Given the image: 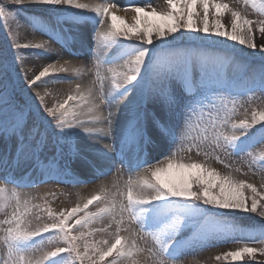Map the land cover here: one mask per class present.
I'll list each match as a JSON object with an SVG mask.
<instances>
[{
    "label": "snow or ice",
    "instance_id": "snow-or-ice-1",
    "mask_svg": "<svg viewBox=\"0 0 264 264\" xmlns=\"http://www.w3.org/2000/svg\"><path fill=\"white\" fill-rule=\"evenodd\" d=\"M166 2V11L128 4L126 8L136 14L132 24L112 11L116 4L79 0L0 2V18L15 20L31 11V18L25 16L28 24L70 55H80L74 49L91 48L93 41L98 46L91 49L96 71L87 89L77 85L75 94L51 107L44 103V96L36 93L33 97L28 89L38 82L61 79L56 74L69 71L67 67L47 65L27 79L26 85L21 82L17 92L6 57H0V212L5 214L0 221V243L7 250L4 264H173L184 251L208 246L210 239L228 238L234 233L249 239L257 234L264 237V191L254 184L231 172L221 174L204 161L186 162L177 158L176 151L164 156L166 163H150L151 150L180 140V151L186 145L188 151L195 149L205 160L214 157L220 163L224 161L219 153L247 157L249 171L255 167L264 172V151H251L264 141V111L253 108L250 120L235 121L232 116L237 97L243 93L214 86L227 78L225 70L231 67L242 77L252 74V87L244 89L250 99L254 90L264 93V43L258 48L254 39L257 31L264 35V19H247L218 0ZM245 3L264 15V0ZM197 5L203 9V16L196 11ZM209 6L214 10L211 25ZM222 10L231 12L230 30L218 19ZM12 41L11 47L17 51L48 54L46 42L20 45L14 36ZM227 41L252 49L249 55L258 53L259 66L245 63ZM121 60L126 71L110 67V77L100 75L103 65ZM107 78L111 87L105 91ZM229 97L232 108L228 107ZM113 104L115 112L105 114L103 108L110 109ZM225 127L230 134L223 131ZM65 155L69 163L61 171L58 159ZM72 162L78 164V175L71 170ZM142 167L144 177L134 180L129 176L111 188L102 185L100 193L83 206L77 204L59 212L45 208L52 222L35 229L29 227L28 217L40 205H33L31 197L22 200L15 189L9 194L6 188L8 184L33 187L50 179L82 183L80 176L91 174L95 178L113 168L122 179L125 170ZM33 172L38 173L35 178ZM148 173L150 179L146 178ZM93 204L96 211L89 212ZM248 213L262 218L259 229L249 230L235 223L233 218ZM105 218L108 222L103 227H92L93 223H104ZM113 224L115 230L110 231ZM185 232L189 235L182 238ZM46 233L65 246L26 259L24 253L32 251L38 240L42 243ZM96 234L101 238H95ZM256 252L264 255V247H240L226 253L225 259L231 256L232 261H240Z\"/></svg>",
    "mask_w": 264,
    "mask_h": 264
},
{
    "label": "rangeland",
    "instance_id": "rangeland-1",
    "mask_svg": "<svg viewBox=\"0 0 264 264\" xmlns=\"http://www.w3.org/2000/svg\"><path fill=\"white\" fill-rule=\"evenodd\" d=\"M2 3H7L8 0H0ZM81 3L88 4H99V3H109L116 4L117 7L113 8L112 11L120 17H123L125 22L128 24L134 23V16L136 14H127L122 15L121 12H131L134 11L132 8H126L128 4H134L141 7H145L148 11H151L152 8H155L157 11H166L168 6L166 0H79ZM218 2L226 3L233 10H236L241 13L242 16H245L247 19L252 21H258L264 19V15H261L252 7L251 3H245V0H218ZM256 3L259 4L260 0H256ZM11 8V6H9ZM196 11L203 16V9L197 5ZM213 9L209 6V23L210 25L213 22ZM34 14L29 11L24 15L18 16L15 20L0 18V57H6V63L9 67V72L11 75L12 82L16 86V91H20V84L23 82L25 85L27 79H32L37 75L43 67L47 65H54L56 67L64 66L69 69L67 72H60L56 75L61 77V79L48 80L46 83H37L35 87L29 88L28 92L35 97L36 93L44 96V103L51 107L54 104L58 105L67 99L68 95L75 94V89L77 85H80L81 90H86L90 83L93 81L95 76V63L91 54V49H96L98 46L95 41L92 42L91 48H79L77 47L74 51H78L80 55H70L67 51L61 48V46L53 40L49 39L48 35H45L42 31H38L36 28L30 26L25 20V16L31 18ZM220 23L224 26L225 29H231L232 16L231 12L227 10H222L221 14L218 17ZM91 28V24L89 25ZM97 28L101 27L99 24L96 25ZM9 31L12 32V36L9 35ZM94 35V30L93 33ZM15 37V42L17 44H38L46 42V47L48 49V54L44 56H35L32 55L28 50L21 49L17 51L11 47L12 37ZM225 39V38H221ZM255 43L257 47L264 43V35H261L258 31L254 34ZM228 45L235 46V51L240 53L243 57L244 62L258 67L261 63V58L258 53L249 55L252 52V49L246 48V46L238 45L237 42L227 41ZM241 49L245 51L240 52ZM103 55V52H100ZM19 57V59H17ZM67 61V63H65ZM123 61H116L114 65L105 64L100 69V75L104 77H110L108 69L110 67H116L118 71H126V68L121 67ZM73 68L81 69L79 73H74ZM227 78L222 79L214 86L217 88H230L233 93H243L237 97V103L235 105V114L232 116V119L239 121L241 119H251L252 109L255 108L257 111H264V93L259 90H254L252 98H249V94L244 92V89L252 87L251 73L248 77H242L238 74L237 69L227 68L226 70ZM132 74V73H129ZM104 85L108 88L111 87V79L107 78L104 80ZM11 87V85H10ZM105 90V89H104ZM106 91V90H105ZM132 95V94H130ZM228 107L232 108V97H229ZM123 101L121 100L120 103ZM38 103V101H36ZM72 102H70L71 104ZM116 110V104H113L111 108H103V112L106 114L107 111ZM81 119H87V117H81ZM195 124V120L193 121ZM223 131L230 134V129L225 127ZM179 135V130H178ZM193 135H196L193 132ZM101 143H104L103 141ZM182 142L177 141L175 145H165L162 147H157L154 150L150 151V163H156L158 161L164 162V156L168 152L169 154L172 151H176L177 158H183L186 162L189 160L195 161H204L211 168L216 169L221 174H227L231 172L236 178L252 183L256 186L257 190L264 191L262 185H264V172L258 171L255 167L249 171L248 165L245 163L247 157L240 156H225L224 153H219L221 159L224 163H220L214 157L208 158L205 160L203 154L197 155L196 150L191 151L187 150V146L183 145L184 150L180 151ZM210 151V149H209ZM252 152L259 153L264 151V141L257 143L252 149ZM47 155H51L50 152ZM69 163L68 157L65 155L62 158L58 159V167L61 171L64 170L65 165ZM225 164L229 167H225ZM78 164L75 162L71 163V170L73 174L78 175L76 169ZM239 167L240 172H236L235 169ZM116 168H113L111 172H108L106 175L96 176L91 178L80 176V179L84 182L82 183H72V182H58L55 179H50L45 183H37L33 187L28 188H15L14 185L8 184L6 188L8 193L11 194L13 189L17 193L21 194L22 190L30 189V194L28 196H22L21 199L31 197V203L33 205H40V209H33L32 213L28 217L29 227L35 229L37 226H42L44 223H51L52 221L48 218L47 212L44 211L45 208H51L53 211L59 212L62 209H70L75 207L77 204L83 206V204L93 195L100 193L101 186L105 184L106 187H112L109 181H115L121 179L114 177V171ZM132 178L138 179L139 177L145 176L144 168H138L131 171ZM33 178H35L38 173H32ZM111 176V177H110ZM110 177V179L108 178ZM117 178V179H116ZM146 178H151L150 173L147 174ZM109 179V181H108ZM77 187L83 189L82 195L83 200L77 198L78 192ZM115 190V189H113ZM126 191V190H125ZM126 203V199H125ZM89 212L96 211L95 204L90 205ZM39 217V218H37ZM5 219V214L0 212V221ZM235 223L239 224L245 229L256 228L259 229L262 218H260L255 213L243 214L240 218H233ZM107 218L104 219V223H93L92 227L99 228L103 227L107 223ZM135 227V225H133ZM87 231V229H81ZM115 230V225H112L110 231ZM124 234V233H122ZM105 237L107 234H103ZM189 233L185 232L182 238H186ZM95 238H101V234H96ZM54 242H49V240ZM152 240L150 237L147 238V245H151ZM64 247L62 241L56 240L54 236L50 234H45V239L42 243L38 240L35 248L24 253L26 259H36L40 257L44 252L54 250L55 247ZM142 246H144L142 244ZM253 247L259 248L264 247V237L255 236V239H249L247 236H241L239 233H234L228 238L222 239H210L208 241V246L203 248H198L194 251H184L179 255L173 264H264V255H261L259 252L253 254V256L245 255L240 261H232L231 256H228L225 259V254L234 252L239 247ZM6 248L0 243V264H4L6 259ZM219 257V259H217Z\"/></svg>",
    "mask_w": 264,
    "mask_h": 264
},
{
    "label": "bare ground",
    "instance_id": "bare-ground-1",
    "mask_svg": "<svg viewBox=\"0 0 264 264\" xmlns=\"http://www.w3.org/2000/svg\"><path fill=\"white\" fill-rule=\"evenodd\" d=\"M121 14L122 15H127V14H129V15H131V14H135V12L134 11H131V12H121ZM104 89L106 90V91H108L109 90V88L107 87V86H105L104 85ZM169 153L167 152L166 153V155H168ZM165 163H166V161H165ZM115 173V175H114V177H118V178H120L121 179V177H120V175L117 173V170H115L114 171ZM129 176H131L132 177V174H131V172H129V171H127V170H125L124 171V173H123V176H122V179H121V182H120V180H118L117 182H115V181H109V179H110V177H108L109 179H108V181L111 183V185H113L114 183H122L124 180H127L128 179V177ZM117 179V178H116ZM137 179V178H136ZM135 178H134V180H136ZM138 179H140V177L138 178ZM106 182H107V180L105 181V184H104V186L106 187ZM109 188H111V187H109ZM30 189H28V191L27 190H22L21 191V194L22 193H24V194H22L21 195V197L22 196H28L29 194H30V191H29ZM77 191H79L78 192V195H77V198L79 199V200H83L84 198H83V195L81 194L82 193V191H83V189H81V187H77ZM240 248V247H239Z\"/></svg>",
    "mask_w": 264,
    "mask_h": 264
}]
</instances>
